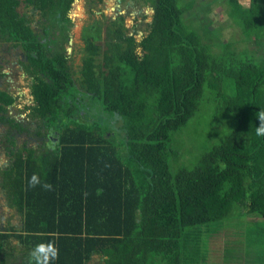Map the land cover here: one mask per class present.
I'll return each instance as SVG.
<instances>
[{"label": "trees", "instance_id": "trees-1", "mask_svg": "<svg viewBox=\"0 0 264 264\" xmlns=\"http://www.w3.org/2000/svg\"><path fill=\"white\" fill-rule=\"evenodd\" d=\"M74 1L0 0V43L24 51L33 97L24 124L9 115L18 96L0 90V123L14 148L6 146L12 162L1 172L2 188L24 222L19 231L0 229V264L17 256L8 247L12 237L22 246L20 264L47 242L59 248L52 264H91L94 257L99 264H208L214 233L246 216L225 257L233 244L254 246L253 256L262 257L264 136L256 127L264 60L234 45L242 39L264 46V0H220L240 32L222 44L207 43L194 26L195 0H132L153 17L142 55L124 16L96 22L83 37L79 81L68 54ZM29 7L37 13L34 27ZM207 95L237 122L189 166L181 163L182 134L210 102ZM20 133L45 145L18 149ZM33 174L36 187L29 186Z\"/></svg>", "mask_w": 264, "mask_h": 264}, {"label": "rangeland", "instance_id": "rangeland-1", "mask_svg": "<svg viewBox=\"0 0 264 264\" xmlns=\"http://www.w3.org/2000/svg\"><path fill=\"white\" fill-rule=\"evenodd\" d=\"M195 2L196 8L190 11L191 21L197 29H200L207 43L222 44L233 42L232 40L235 38L238 39L239 30L236 31V28L230 27L226 11L219 3L220 0H195ZM209 2L211 3L209 4ZM202 5H206L205 9H202ZM71 7L70 14L74 26L71 30L72 38L69 43L68 54L69 63L76 80H81V67L85 56L83 49L86 46L83 37L86 29L91 28L96 22L105 23L106 18L116 20L120 15L124 16L123 24L126 34L128 37L133 36L136 39L135 51L138 55H142L140 44L148 34L149 24L153 19L148 5H135L132 0L125 2L102 0V3L100 0H75ZM28 14L32 17V26H36L37 13L32 7H29ZM206 20L208 25L205 24ZM237 43L234 45L237 53H243L245 48H248V50L257 52L254 56L256 57L255 60L259 62L264 60V46H253L248 42V46H245L246 42L242 39H239ZM27 68L29 69V65L22 48H13L11 44L0 43V73L5 74V76L0 77V86L3 85L2 90L7 87L11 93L18 96L16 103L10 107V111L12 116L20 121H29L27 118L29 111L26 108L33 104V97L30 92L32 78L27 74ZM206 98L210 102L201 104L196 117L182 134L185 155H183L181 163L189 166L200 155V151L209 150L214 145L220 144L227 136L226 132L232 130L231 125L233 126L237 122L233 114L219 110L218 105L213 102L210 95H207ZM6 130V126H0V134H6ZM15 137H17L18 149L22 148L24 144L28 149L34 150L45 145L44 140L28 137L23 133ZM6 146H9L13 151V146L8 145L5 138H0V229L7 230V228L13 227L14 230L19 231L23 228V215L17 208L9 206L10 201L7 192L2 188L4 177L1 172L6 170L12 162V157ZM247 219L250 220L251 217L246 216L243 222H234L233 220V222L224 223L218 228V231L214 233L218 236L211 238L208 244V264H264V255L262 257L253 256L254 246L243 245L241 247L238 244H233V248L227 252L228 257H225L227 240L234 238L231 233L243 228ZM235 236L238 237L239 234ZM8 247L17 249V256L8 264H20L18 257L22 246L15 237L9 240ZM91 264H99V259L94 257Z\"/></svg>", "mask_w": 264, "mask_h": 264}, {"label": "clouds", "instance_id": "clouds-1", "mask_svg": "<svg viewBox=\"0 0 264 264\" xmlns=\"http://www.w3.org/2000/svg\"><path fill=\"white\" fill-rule=\"evenodd\" d=\"M257 118L261 122L259 127H256V134L264 136V112H259ZM40 184V179L36 174H33L29 181L30 187H36ZM46 190H53L51 184L45 183L42 185ZM100 191V190H98ZM28 264H52V261L58 259L59 248L54 242L40 243L36 245L29 254Z\"/></svg>", "mask_w": 264, "mask_h": 264}, {"label": "flooded vegetation", "instance_id": "flooded-vegetation-1", "mask_svg": "<svg viewBox=\"0 0 264 264\" xmlns=\"http://www.w3.org/2000/svg\"><path fill=\"white\" fill-rule=\"evenodd\" d=\"M27 60V59H26ZM3 86V85H2ZM2 86H0V90H2L1 89V87ZM8 90V91H10L7 87L6 88H4V90ZM13 94V93H12ZM11 107V106H10ZM10 107H8V110H9V115H11L12 116V114H11V111H10ZM3 113L0 111V116L2 115ZM13 118H15L14 116H12ZM15 120L17 121V122H21V123H24V124H26V123H28V121H20V120H18V119H16L15 118ZM1 125H4V126H6V124H4V123H0V126ZM7 127V126H6ZM7 134H8V128H7V130H6V134H0V138H6L7 137ZM22 133H20V134H17L16 136H20ZM23 134H25V136H28L29 137V135H27V133H23ZM15 138H17V137H15ZM31 138H33V137H31ZM16 144H17V141H16ZM18 147V146H17Z\"/></svg>", "mask_w": 264, "mask_h": 264}, {"label": "bare ground", "instance_id": "bare-ground-1", "mask_svg": "<svg viewBox=\"0 0 264 264\" xmlns=\"http://www.w3.org/2000/svg\"><path fill=\"white\" fill-rule=\"evenodd\" d=\"M161 259V258H160Z\"/></svg>", "mask_w": 264, "mask_h": 264}]
</instances>
